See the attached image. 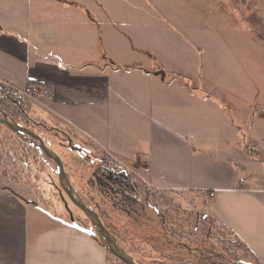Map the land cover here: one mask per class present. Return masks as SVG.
I'll return each mask as SVG.
<instances>
[{
	"label": "crops",
	"instance_id": "0c3cea01",
	"mask_svg": "<svg viewBox=\"0 0 264 264\" xmlns=\"http://www.w3.org/2000/svg\"><path fill=\"white\" fill-rule=\"evenodd\" d=\"M62 2L66 8L75 4ZM211 3V25L227 19L225 31L218 30L221 26L184 28V13L171 15L166 9L161 26L142 24L146 31L138 29L137 34L106 33L95 21L100 18L84 11L78 14L85 17L79 24L72 14L70 19L55 15L34 19L33 30L26 27L25 16L19 17L23 27L17 35L0 30V84L30 96L33 114L65 125L181 208L199 210L206 204L200 194L212 191V207L203 213L242 241L249 233L264 231V221H255V213L264 208V99L250 87L261 77L249 74L243 63L256 68L258 62L239 53L249 45L264 50V21L251 0ZM170 21H177L178 28ZM32 32H38L34 41ZM74 36L85 39L84 47L72 49ZM98 44L101 56H90ZM224 48L237 57L226 64L228 88L214 74L221 64L215 62L216 52ZM111 51H137L147 59L132 55L123 64L122 56L114 58ZM234 116L242 125L235 126ZM210 177L211 182H201ZM257 261L264 264L263 258ZM0 264L117 262L109 260L94 238L50 218L15 193L0 191Z\"/></svg>",
	"mask_w": 264,
	"mask_h": 264
},
{
	"label": "rangeland",
	"instance_id": "374dc122",
	"mask_svg": "<svg viewBox=\"0 0 264 264\" xmlns=\"http://www.w3.org/2000/svg\"><path fill=\"white\" fill-rule=\"evenodd\" d=\"M62 1L67 0H0V30H3L5 33L17 35L19 33V29L23 27L20 24L18 18L23 16L26 18V27L30 30L35 28L34 26L36 23H34V19H38V21H45L49 18H56L55 15H57V17L62 15L63 18L65 15H67V18L70 19V14H72L75 24H79L85 21V17L82 20L81 16L78 15L84 11V13H90L91 15H95L96 18H100L99 20L95 21L101 22V25L106 33H113V31L116 30L123 34L130 32L137 34L139 32L138 29L146 31L142 24H144L146 27H151L153 24H158V26H161L164 22L162 15L165 9L167 13L171 15L177 14L179 12L184 13L185 16L183 23L185 25L184 28L187 29H189L188 27L191 26L201 27L202 30L215 28L217 26H219V28L220 26L222 27L218 30L225 31L227 29V19L222 20V23L220 21L218 25H211L213 22L211 0H73L75 3L73 7H71L72 3L68 1L71 4L69 8H66ZM251 1H253L255 4L257 13L264 21V0ZM79 4H82L83 7L77 11L76 6H79ZM213 13L215 23L217 24L219 19L216 18V14H218V12L217 10L213 9ZM111 22L114 23L113 26L111 25ZM170 24L171 27L178 28L177 21H170ZM130 28L135 30H128ZM35 33L38 34V32H32V41L37 39ZM112 33L111 36L113 35ZM225 34L226 33H224L223 36H226ZM74 37L76 38L73 39L74 43L72 44L75 47L72 49L76 50L84 47L83 44L85 43V39L83 38L81 42V38L78 36ZM235 41H237L236 38ZM128 43L129 41L126 42V44ZM99 47L100 45L98 44L97 48H95V51L90 53V56L99 58L101 56V52L98 50ZM124 47H127V45H124ZM220 51H222L221 54H219ZM257 51H255V49L249 45L248 47L243 48V51L239 53V56L244 55L250 61L254 58L256 59L255 61L258 62L259 65L256 68H254L252 64L249 66L247 62L243 63L249 74L256 73V76L261 77L258 81V84H251L250 87L251 91L262 92L264 99V50L259 49ZM234 52L238 54L237 51ZM216 54L218 55L219 59L215 60V62H221V64H219L218 67L214 69V74L219 76V79L222 82L221 86L228 88L230 85L226 83V73L228 72L226 64L228 65L230 60H236L237 57L234 55L229 56L225 48L224 50H218ZM76 55H78V53H76ZM111 55L114 58H119L122 56L121 62L123 64H129L131 58H133V56L136 57V55L139 54L137 51L135 54H131L128 51H124L122 54H117L115 51H111ZM139 56L140 59H147L146 54L144 55L143 53H140ZM213 59L216 58L213 57ZM233 73L235 74L234 71ZM15 84L20 88H24V84ZM7 86V84H0V88L3 89ZM237 91L241 92V89H238ZM3 97L4 96L0 94V99ZM24 99L26 102V112L28 115V121L26 123L28 126L27 128L32 129L37 134H39L47 146H49L50 149L60 157L61 161L65 165V171L69 178H76L75 181L70 179V182L78 196L82 199L87 207H89L95 213L99 212L105 227L108 228L107 230L113 236H115L119 247H121L127 254H130L133 260H136L141 264L149 263V261L143 259L139 254L143 253V251L140 250V246L136 247L137 245L130 244L127 241L121 239V233L119 231L126 225L127 217L119 211H116V208L112 207V202L114 199L111 197H106L104 199L98 197L95 191L97 188L95 187L90 188L91 201L89 198H87L88 195H85V190L87 189L86 181L93 171L105 169L104 167H108L111 164L113 166H119L107 158L104 154L96 152L94 155L104 161L103 166L99 163L91 165L90 162L86 160H82L85 165H81V162L77 160V157L73 156L76 154H71L68 152L67 148L64 146L65 141L60 136H55L51 127L57 128L58 131H65L66 136L69 138V140H71V142L79 144L80 146H87L84 144L82 139L72 132L69 133V131L65 130L66 127H63L61 124H58L51 119L48 120L47 118H43L41 115L33 114L32 98H30V96H24ZM34 111H40V109L35 107ZM234 124L235 126L242 125V123H239L235 116ZM261 124L264 126V122H261ZM21 144L22 142L15 135L11 134L4 126L0 125V191H10L15 193L17 197L25 200L27 203L32 202L33 204L43 208L45 212L53 214L63 220H68V214L65 211L59 194L60 188L57 175L54 173V163L46 159L44 155H40L37 150L31 148L30 146L28 147L31 150V153L28 155L26 154L24 160ZM8 152H10V154ZM7 153L9 155L5 158L4 154L7 155ZM12 154L14 155L13 158ZM195 160H199V158ZM8 162L9 164L12 163V165L7 166L6 164ZM22 164L26 165L24 169L22 168L24 167ZM122 169L127 171L129 174H132L131 171L125 168ZM142 177L144 178L143 173ZM170 177L171 176H169V178ZM201 182H211V177L209 179L201 180ZM139 185L143 186H141L142 190L139 194L140 198H143L146 194L151 198L150 201L152 205L159 212L164 214V220L166 222L165 232H160L157 229L155 230V235L158 237L156 238L157 241L155 242L157 244V248H163V246H166L168 236L170 237V241H172V238L176 236H179V241H182L181 236H191L194 240L192 247L196 246L195 244L200 247L209 245L210 247H213L217 253L225 254L228 258L227 261H232L233 264H238L240 260L247 262L250 261L244 255V253H242V251L237 249L236 244L233 242L234 238L229 233L213 224L208 217H204L203 219V216H205L203 212L206 213V211L212 207L209 202H206L204 207H199V210L193 209L192 206H188L184 209L181 208L180 205L173 202V200L165 196L161 191L156 190V193L158 194L156 196V194L153 193V189L150 188L146 182H139ZM63 196L67 200L64 194ZM67 203L77 224L83 227V225L79 222L80 220L84 224L86 223V225H89V222L83 213L75 208L68 200ZM255 214V221L259 222V225H262L264 221V208H259L258 212ZM229 217L235 221L234 216L229 215ZM138 221H140L143 225L146 224L140 219V217L138 218ZM86 225H84V227ZM158 225L159 224L155 223L157 228ZM251 228L253 227H250L249 229ZM256 229L257 228L254 227L253 230ZM257 232L258 234H253L251 236L249 233V235L242 237V241L250 248L255 258L264 259V231L258 229ZM195 239L198 243H195ZM173 243L174 242H171V244ZM137 250L140 252L137 253ZM150 252L151 251L148 249V252H146L148 254L147 256H154L153 253L151 254ZM229 254L234 255L236 259L231 258ZM108 256L109 260L119 263V261H117L110 254H108Z\"/></svg>",
	"mask_w": 264,
	"mask_h": 264
},
{
	"label": "trees",
	"instance_id": "16d2710c",
	"mask_svg": "<svg viewBox=\"0 0 264 264\" xmlns=\"http://www.w3.org/2000/svg\"><path fill=\"white\" fill-rule=\"evenodd\" d=\"M0 108L3 111L7 112L17 123L28 127L26 124L28 121V115L26 112V102L21 105H18L17 108L19 109L17 111H13L11 109V105L8 103V101H5L3 97L2 99H0ZM62 126L66 127L65 125ZM51 129L56 130L57 128L51 127ZM65 130L69 131V133L71 132L67 127ZM41 139L43 140L42 137ZM84 144L87 145L85 147L91 149L93 153H102L107 158L112 160L109 156L101 152L98 148L86 142H84ZM45 145L47 144L45 143ZM67 150L71 154L73 153L69 149ZM8 153L10 154V152ZM8 153L7 155H5L6 153L4 154L5 158L8 157ZM22 153L24 156V160L26 154L28 155L29 153H31V150L25 143H22ZM73 156L77 157V160L81 162V165H85V163L83 162L84 160L81 157H79L77 154ZM13 157L14 155L12 154V158ZM115 164L118 165L117 163ZM6 165H12V163L9 164L8 162ZM22 166H24L22 167L24 169L26 165L22 164ZM119 167L113 166L111 164L108 167H104L105 169L93 171L90 177L87 178V189L85 190V195H88L87 198H89L90 200V188L95 187L97 188L95 191L98 197H101L102 199L106 197H111L114 199V201L112 202V207L116 208V211H119L127 217L126 225L119 231L121 233V239L127 241L130 244L137 245L136 247L140 246V250L143 251V253L139 254L143 259L149 261V263L146 264H233L232 261H227L228 258L225 254L217 253L215 249L213 247H210L209 245H204V247H200L195 244L196 246L192 247L194 240L191 236H181L182 241H179V236L173 238L171 237L173 240L170 241V237L168 236L167 244L165 242L166 246H163V248H157V244L155 242L157 241L156 238L158 237H156L155 235V230L157 229L160 232H165L166 222L164 220V214L159 212L152 205L150 201L151 198L149 196L145 194L143 198H140L139 194L143 186L139 185V182H143L142 178L133 172V175L129 174L127 171L123 170L121 166ZM70 179H72L73 181L76 180L75 177H71ZM150 188L153 189V193L157 196L158 194L156 193V189L153 187ZM115 210L113 211L116 212ZM96 214L104 225L103 219L101 218L99 212H96ZM139 217L142 221L146 223L145 225L138 221ZM204 217L206 218L207 216H203V219ZM155 223L159 224L158 228L157 226H155ZM171 242L174 243L171 244ZM196 242L197 241L195 239V243ZM233 242L236 244L237 249L242 251V253H244V255L248 258V260H250L248 262L240 260L238 264H258V261L253 255V253L246 247V245L240 239L234 237ZM148 249L151 251V254L153 253L154 256H147L148 254L146 252H148ZM138 252L140 251L137 250V253ZM230 256L231 258L236 259L234 255ZM134 261L137 264H141L136 260Z\"/></svg>",
	"mask_w": 264,
	"mask_h": 264
},
{
	"label": "water",
	"instance_id": "95a60500",
	"mask_svg": "<svg viewBox=\"0 0 264 264\" xmlns=\"http://www.w3.org/2000/svg\"><path fill=\"white\" fill-rule=\"evenodd\" d=\"M0 125L4 126L10 133L14 134L26 143L31 148L37 150L39 154L44 155L46 159L52 161L55 165L54 173L57 175L59 188H60V198L63 202L65 211L68 214V221H64L61 218L56 217L48 212L43 211L38 205L33 204L35 208L41 210L50 218L76 230L91 238L97 240L105 249V251L113 256L121 264H137L130 254H127L121 247H119L115 236H113L102 224L98 215L85 205L82 199L78 196L73 185L70 182V178L64 169V165L60 157L52 151L43 140L33 131L19 125L13 121L9 115L4 113L0 109ZM76 152L78 153L81 147L76 146ZM63 194L66 196L67 200L79 211L83 213L85 218L90 223L89 228L82 227L78 225L68 207L67 200L64 198Z\"/></svg>",
	"mask_w": 264,
	"mask_h": 264
},
{
	"label": "flooded vegetation",
	"instance_id": "af4514ba",
	"mask_svg": "<svg viewBox=\"0 0 264 264\" xmlns=\"http://www.w3.org/2000/svg\"><path fill=\"white\" fill-rule=\"evenodd\" d=\"M2 92H3V88H0V94L2 95ZM4 99H5V101H8V103L11 105V109L13 110V111H17L19 108H17V106L18 105H16L15 103H14V101L12 100V99H9V98H6V97H4ZM1 109V108H0ZM2 110V109H1ZM3 111V110H2ZM4 113H6L7 115H9L7 112H5V111H3ZM9 117L12 119V117L9 115ZM13 120V119H12ZM13 121H15V120H13ZM16 122V121H15ZM17 123V122H16ZM19 124V123H18ZM19 125H21V124H19ZM23 127H25V126H23ZM25 128H27V127H25ZM27 129H29V128H27ZM29 130H31V131H33L32 129H29ZM34 133H36L35 131H33ZM53 132H54V135L55 136H60L64 141H65V143H64V146L67 148V149H69L71 152H73V153H76L79 157H81L83 160H86V161H89L90 162V164L91 165H94V164H96V163H99L100 165H102L103 166V163H104V161L101 159V158H99V157H97L96 155H94V153L92 152V150L91 149H89V148H87V147H85V146H80L79 144H76V143H73V142H71V140H69V138L66 136V133L65 132H62V131H58L57 129L56 130H53ZM57 132H60V133H57ZM12 134V133H11ZM37 134V133H36ZM14 135V134H13ZM38 136H39V134H37ZM17 137V136H16ZM40 137V136H39ZM66 137V138H65ZM41 138V137H40ZM19 139V138H18ZM21 141V140H20ZM22 142V141H21ZM22 143H24V142H22ZM26 144V143H25ZM21 146H22V144H21ZM76 146H79V147H81V149L82 150H80L78 153L76 152ZM75 219V218H74ZM76 221V220H75ZM79 222L83 225V227H84V225H86V223L84 224L83 222H81L80 220H79ZM77 223V222H76ZM104 226V225H103ZM89 228L90 227V223H89V225H86L85 226V228ZM105 227V226H104ZM106 228V227H105ZM107 229V228H106Z\"/></svg>",
	"mask_w": 264,
	"mask_h": 264
},
{
	"label": "built area",
	"instance_id": "2783aa9c",
	"mask_svg": "<svg viewBox=\"0 0 264 264\" xmlns=\"http://www.w3.org/2000/svg\"><path fill=\"white\" fill-rule=\"evenodd\" d=\"M2 95L6 98L12 99L16 105H21L25 102L24 99V93L21 91H18L14 87L7 86L3 89ZM263 117H264V110H263ZM261 142L264 143V137L261 139ZM149 168L145 167V172H149ZM242 184L244 186H247V181L243 180ZM200 200L203 202H209L214 198V193L212 191H203L200 196ZM117 264H121L120 262Z\"/></svg>",
	"mask_w": 264,
	"mask_h": 264
}]
</instances>
